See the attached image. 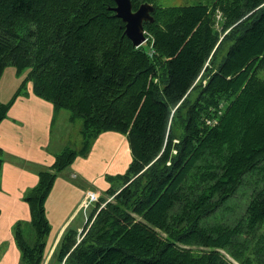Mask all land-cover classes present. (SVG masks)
Returning a JSON list of instances; mask_svg holds the SVG:
<instances>
[{"label":"trees","instance_id":"trees-1","mask_svg":"<svg viewBox=\"0 0 264 264\" xmlns=\"http://www.w3.org/2000/svg\"><path fill=\"white\" fill-rule=\"evenodd\" d=\"M132 1L155 6L139 47L115 0H0V78L30 68L36 95L83 118L88 147L117 130L133 153L79 243L64 233L55 264H264V0ZM23 86L0 100V123ZM76 156L58 153L26 192L33 235L13 227L20 264H43L45 202Z\"/></svg>","mask_w":264,"mask_h":264},{"label":"crops","instance_id":"crops-1","mask_svg":"<svg viewBox=\"0 0 264 264\" xmlns=\"http://www.w3.org/2000/svg\"><path fill=\"white\" fill-rule=\"evenodd\" d=\"M51 103L36 95L32 84L30 94L18 97L0 123V147L5 154L0 183V264H20L21 250L13 227L20 220H31L30 206L23 196L37 185L39 172L50 168L56 159V155L47 150L55 121L54 103ZM82 141V146L74 149L76 158L58 175L45 202L50 234L54 230L45 247L47 260L68 229L78 233L85 226L83 203L90 191L102 196L96 183L118 160L119 147L127 157V161L121 162L126 163L131 158L126 134L103 131L91 140L89 147L83 134ZM99 186L106 190L109 183L100 182Z\"/></svg>","mask_w":264,"mask_h":264},{"label":"rangeland","instance_id":"rangeland-1","mask_svg":"<svg viewBox=\"0 0 264 264\" xmlns=\"http://www.w3.org/2000/svg\"><path fill=\"white\" fill-rule=\"evenodd\" d=\"M213 1L214 0H155V3L157 5H160L163 7H170V6L193 5V4H198V3L211 4ZM217 16H218V18L221 17L220 11H218ZM217 26L221 30V28H222L221 25L218 24ZM226 33H227V31H226ZM226 50L223 54L226 53ZM214 51H215V49H214ZM214 51H213V53H214ZM29 73H30V68H25L23 71L18 73L17 69L14 65H8L5 68L3 74L0 78V100L4 101V102H9L13 98L14 94L19 90V88L22 85H24L22 87V91L24 90V93L20 94L18 97L28 96L30 94V88L33 84L32 79L29 78ZM259 75L261 77L263 76L261 73ZM45 100H47V99H45ZM49 101L50 100H48V102ZM50 103H51V101H50ZM53 110H54V115H55V121L52 124L51 131H50L49 136H48L49 140L47 142V150H49L52 155H57L58 153L62 152L64 149H66L67 147H71L72 149H75V150L79 149L83 144L82 134H81V130L83 127V118L80 116L73 117L72 111H70L68 109H64V108H57L55 105H54ZM208 122H211V121H208ZM111 131H116V132H119V133H122L125 135V133L117 131V130H111ZM128 142H129V139H128ZM92 144H93V142H92ZM129 145H130V143H129ZM92 147H91V149H92ZM122 152L124 155H122ZM174 152H176V150ZM130 154H131V158L128 160V162H126V163L121 162V161H124V162L127 161V157H126L123 149H121V147H119V149H118V160L119 161L117 160L116 162L111 164L109 166V168L106 170L104 176H102L97 181L95 187L102 190V192H101L102 196H99L96 193L98 196L97 201L90 204V209L88 210L87 218L84 215L85 226L76 235L77 243H79V241L84 237L85 234L82 235V233H86V231L88 230V227L93 223V219L89 220L90 215H91L90 210L93 207H96V204H97V202L100 201L101 197L107 198V201L112 200V197H109V193H108L109 190L108 189L111 187L117 188L120 186V180L117 177H118V175L124 174L125 172L128 171L130 164L133 160V153L131 150H130ZM87 156H84V158ZM2 159L3 160L5 159L4 153L2 154ZM62 171L57 173V177ZM1 181H2V179L0 180V183H1ZM100 182H104V183L108 182L109 183L108 189L103 190L102 188H100V186H99ZM238 194H239L237 196L238 201H243L245 203L246 197L244 196V194H245L244 190H242ZM25 195H26V193H25ZM25 195L23 196L24 200H25ZM105 204H106V202L102 203L101 206L103 207ZM239 210H240V207H235L232 205L231 209H227L225 211V215L228 218H232L235 216V213L238 212ZM96 215H97V213H96ZM96 215H95V217H96ZM19 222H21V227L23 230H25V231L29 230V232H26L27 234H29L28 238L31 237L33 235V228L31 226V220L30 221L20 220ZM53 232H54V230L51 232V234L50 233L48 234V236L46 238V243L48 241H50V238L52 237ZM163 235H165V234L163 233ZM55 251L51 254V256L48 260H47V257H48L47 253L48 252L46 253L44 251L43 264L44 263H47V264H55L56 263V257H55L56 252Z\"/></svg>","mask_w":264,"mask_h":264},{"label":"water","instance_id":"water-1","mask_svg":"<svg viewBox=\"0 0 264 264\" xmlns=\"http://www.w3.org/2000/svg\"><path fill=\"white\" fill-rule=\"evenodd\" d=\"M115 1L116 6L113 10L126 23V35L132 40L135 46H141L147 41L145 22L154 21L153 12L155 6L150 2H143L135 9L132 0Z\"/></svg>","mask_w":264,"mask_h":264},{"label":"built area","instance_id":"built-area-1","mask_svg":"<svg viewBox=\"0 0 264 264\" xmlns=\"http://www.w3.org/2000/svg\"><path fill=\"white\" fill-rule=\"evenodd\" d=\"M97 199H98V196L96 192H92V191L88 192L87 198L85 199L83 206H82V210L86 218H87L88 210L90 209V204L97 201Z\"/></svg>","mask_w":264,"mask_h":264}]
</instances>
